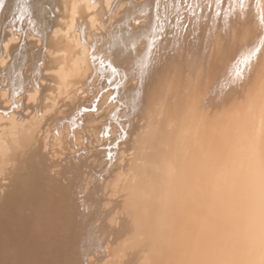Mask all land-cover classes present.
Returning a JSON list of instances; mask_svg holds the SVG:
<instances>
[{
    "label": "bare ground",
    "instance_id": "1",
    "mask_svg": "<svg viewBox=\"0 0 264 264\" xmlns=\"http://www.w3.org/2000/svg\"><path fill=\"white\" fill-rule=\"evenodd\" d=\"M0 264H264V0H0Z\"/></svg>",
    "mask_w": 264,
    "mask_h": 264
},
{
    "label": "rangeland",
    "instance_id": "2",
    "mask_svg": "<svg viewBox=\"0 0 264 264\" xmlns=\"http://www.w3.org/2000/svg\"><path fill=\"white\" fill-rule=\"evenodd\" d=\"M17 35H19V34H17ZM20 36H21V34H20ZM20 36H19V38L15 39V41H13L11 43V45H22L24 47L26 46L27 48H29V46H32L33 44H36V40L37 39H36L35 36L33 37L32 35H29L27 32H25L21 38H20ZM24 102H23V104H24L25 107H27L31 103V102L26 101V104H25ZM4 107H6L9 110H13V109L15 110L16 109V108H12V104L11 103L8 106L4 105ZM26 110H28V112H29V109L26 108ZM26 110H25V112L27 113ZM25 112L22 109V114L23 115H24ZM25 115H28V114H25Z\"/></svg>",
    "mask_w": 264,
    "mask_h": 264
},
{
    "label": "snow or ice",
    "instance_id": "3",
    "mask_svg": "<svg viewBox=\"0 0 264 264\" xmlns=\"http://www.w3.org/2000/svg\"><path fill=\"white\" fill-rule=\"evenodd\" d=\"M218 2H219V0H218ZM237 75H239V73H237ZM93 111H95V109H92Z\"/></svg>",
    "mask_w": 264,
    "mask_h": 264
}]
</instances>
